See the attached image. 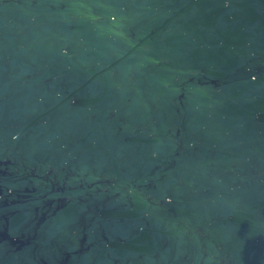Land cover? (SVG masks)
I'll return each instance as SVG.
<instances>
[{
	"label": "water",
	"instance_id": "1",
	"mask_svg": "<svg viewBox=\"0 0 264 264\" xmlns=\"http://www.w3.org/2000/svg\"><path fill=\"white\" fill-rule=\"evenodd\" d=\"M0 264H264V0H0Z\"/></svg>",
	"mask_w": 264,
	"mask_h": 264
}]
</instances>
